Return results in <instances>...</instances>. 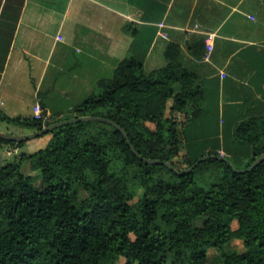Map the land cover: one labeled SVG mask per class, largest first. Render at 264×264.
<instances>
[{"label":"trees","instance_id":"obj_1","mask_svg":"<svg viewBox=\"0 0 264 264\" xmlns=\"http://www.w3.org/2000/svg\"><path fill=\"white\" fill-rule=\"evenodd\" d=\"M197 77L167 65L147 72L130 57L113 79H103L81 105L43 119L11 118L5 123L34 131L82 117H103L120 125L144 158L191 168L206 152L188 157L178 116L204 101ZM180 85L175 93L174 87ZM172 106L168 107V102ZM45 116L46 113L43 112ZM46 135L49 144L0 169V264H208L215 250L221 264H264V119L239 123L235 139L252 146L240 164L209 159L180 176L163 165L138 159L115 127L103 122L67 125ZM46 135L42 136L45 137ZM41 138V137H40ZM27 142L0 139L4 146ZM219 156L210 154L209 156ZM29 160L41 185L21 171ZM79 190L86 197L78 201ZM234 238L246 252L228 251Z\"/></svg>","mask_w":264,"mask_h":264},{"label":"crops","instance_id":"obj_2","mask_svg":"<svg viewBox=\"0 0 264 264\" xmlns=\"http://www.w3.org/2000/svg\"><path fill=\"white\" fill-rule=\"evenodd\" d=\"M130 57L147 72L172 65L197 77L204 101L178 116L181 158L206 152L249 161L252 146L234 131L264 119V0H0V113L7 117L33 118L37 104L49 117L65 114ZM10 129L35 132L0 124L1 132ZM50 139L14 152L34 154Z\"/></svg>","mask_w":264,"mask_h":264},{"label":"water","instance_id":"obj_3","mask_svg":"<svg viewBox=\"0 0 264 264\" xmlns=\"http://www.w3.org/2000/svg\"><path fill=\"white\" fill-rule=\"evenodd\" d=\"M89 122H103L106 123L108 125H111L113 127H115L117 130H119L121 132V134L124 136V138L126 139L129 147L131 148L132 152L134 153V155L140 159L142 162H144L145 164H149V165H163L168 167L169 169H171L173 172H175L176 174L180 175V176H185L187 174H190L199 164H201L202 162L209 160V159H217L220 160L222 162L227 163L234 171L236 172H240L238 170H236V168L234 167V165L232 164V162L230 160H228L226 157L223 156H204L202 158H200L191 168H189L186 171L180 172L178 171L171 163L169 162H162L160 160H153V159H147L142 157L141 155L138 154V152L135 150V148L133 147L129 136L127 134V132L120 126L118 125L116 122L107 119V118H103V117H92V116H88V117H82V118H77V119H72V120H66V121H62V122H58L55 124H52L50 126H46L44 127L42 130L40 131H35L32 134L29 135H25V136H15V135H10L4 132L0 131V139L6 140V141H10V142H28L37 138H40L58 128L67 126V125H73V124H78V123H89ZM264 161V154H262L253 164L252 166L248 169V171L253 170L254 168H256L259 164H261ZM4 166V159L2 156V153L0 151V169Z\"/></svg>","mask_w":264,"mask_h":264},{"label":"rangeland","instance_id":"obj_4","mask_svg":"<svg viewBox=\"0 0 264 264\" xmlns=\"http://www.w3.org/2000/svg\"><path fill=\"white\" fill-rule=\"evenodd\" d=\"M5 131H6L5 133H7V134L18 136V132L15 131V129H10L9 131L8 130H5ZM46 136H48V135H46ZM16 149H18V148H15L14 146H4L3 150L6 152H12V155L6 156L5 155L6 153L3 152V154H2L3 159L6 162H8V161L9 162L20 161V158L22 156L23 151L21 153L14 152V150H16ZM183 160H184V158L180 157L179 161H178V164H179L181 170H185L188 167V165L185 164ZM21 171L25 175L34 176L36 186L39 187L41 185V173L39 171H37V172L33 171V165L31 163V161H29L27 159L22 160L21 161ZM85 197H86V194L84 193V191L79 190L77 200L81 201ZM226 249L228 251L230 250L233 252H246L247 251L245 249L243 243L238 238H234L233 241L230 243V245ZM208 262H209L208 264H221L218 253L213 249L210 250L208 253ZM114 264H125V259H121ZM163 264H178V262L174 260V257L172 254H167Z\"/></svg>","mask_w":264,"mask_h":264},{"label":"built area","instance_id":"obj_5","mask_svg":"<svg viewBox=\"0 0 264 264\" xmlns=\"http://www.w3.org/2000/svg\"><path fill=\"white\" fill-rule=\"evenodd\" d=\"M213 49H214L213 37L210 36L207 40L208 58L211 56ZM43 112L44 111L41 104H37L34 108V118L37 120L43 119L46 122L49 116L47 115L44 116Z\"/></svg>","mask_w":264,"mask_h":264}]
</instances>
